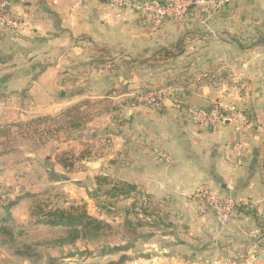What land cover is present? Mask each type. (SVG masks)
<instances>
[{"label": "crops", "instance_id": "0c3cea01", "mask_svg": "<svg viewBox=\"0 0 264 264\" xmlns=\"http://www.w3.org/2000/svg\"><path fill=\"white\" fill-rule=\"evenodd\" d=\"M2 1L21 26L0 25V100L20 94L28 101L29 94L43 111L67 104L81 114L88 103H118L116 117L109 107L95 113L101 124H110L104 157L115 156L117 178L138 186L132 197L140 204L149 195L170 206L166 226L133 246L143 253L129 264H264V45L250 46L254 29L264 31V0L195 4L186 17L155 26L109 0ZM180 38L183 54L162 74L161 68L144 69V80L159 86L162 78L176 77L178 86L190 89L186 102L192 109L218 103L245 110L248 121L237 123L228 114L201 127L169 97L156 108L128 102L125 93L101 95L118 86L115 72H93L78 88L63 87V73L86 57L87 43L141 56ZM138 77L130 88L139 86ZM203 186L257 207V217L233 212L220 223L213 211L200 209L196 192ZM100 255L106 260L110 254Z\"/></svg>", "mask_w": 264, "mask_h": 264}, {"label": "rangeland", "instance_id": "374dc122", "mask_svg": "<svg viewBox=\"0 0 264 264\" xmlns=\"http://www.w3.org/2000/svg\"><path fill=\"white\" fill-rule=\"evenodd\" d=\"M113 3L129 8L142 24L157 25L146 13ZM4 13L0 10V19ZM168 18L179 19H165ZM96 45L87 43L86 57L78 59L69 71L63 73L66 91L78 88L80 82L87 81L90 73L104 75L107 72L111 76L115 72L119 77L118 86L103 91L101 95L125 93L128 102L150 105L147 94L163 91L164 100L166 97L172 100L170 91L175 92L173 84L178 81L176 77L162 78L159 86L150 84L144 80L143 70L151 68L129 61L138 55H129L121 46H117L110 47L112 52L100 58L95 50ZM140 54L146 56L148 52ZM165 67H159L161 74L167 69ZM138 72L143 78L138 77L139 86L130 88L131 79L135 75L141 76ZM8 97L10 99L6 103L0 100V264H103L105 261L129 264L137 259L143 250L133 246L155 230L149 225L143 228L141 236L135 240H123L115 234L101 241L79 240L72 245L59 246L54 241L65 234V228L42 222L41 210L56 206H84L88 213L110 222L114 227L122 222L126 211H131L130 204L136 199L130 196L117 201L109 200L105 195L100 196L102 192L96 183L98 175L117 176L115 156L111 159L104 157L105 152L101 150L103 144L109 143L105 135L110 124H101L95 119V113L103 107H109L116 117L118 114L115 111L121 109L119 104L88 103L82 114L72 113V105L63 104L61 107L56 106L53 112H47L32 104L29 94L25 96L29 102L21 99L20 94ZM85 101L82 99L77 103ZM75 124L78 126L74 127ZM101 158L104 160L101 161ZM108 159L110 161L107 163ZM98 201H104L107 207H101ZM8 204L9 208L6 209ZM132 217L135 218V215ZM26 245H32L39 251L40 256H33L35 262L19 254L21 252L18 251L25 250ZM108 246H118L119 249L108 253V258L103 260L100 254Z\"/></svg>", "mask_w": 264, "mask_h": 264}, {"label": "trees", "instance_id": "16d2710c", "mask_svg": "<svg viewBox=\"0 0 264 264\" xmlns=\"http://www.w3.org/2000/svg\"><path fill=\"white\" fill-rule=\"evenodd\" d=\"M18 0H7L8 4H13ZM5 11L9 8L4 5ZM83 38H88L85 35ZM96 45V44H95ZM241 48H245V43L239 42ZM264 45V31L260 28L254 29L252 33V40L250 46H262ZM95 50L99 53L100 58L108 56L112 49L107 46L96 45ZM184 52L183 40L180 38L178 41L171 43L167 46H161L154 52L147 56H136L131 57L130 62L137 63L147 68L155 69L161 66L169 64L172 60L178 58ZM97 68V67H96ZM178 82L173 84V90L170 91V96L174 105H180L182 108L181 112H186L190 107L186 102V97L190 93V89L177 85ZM161 90V89H156ZM62 94H65L64 92ZM216 103L207 110L214 108ZM193 109H202L196 107ZM242 112H245L243 110ZM222 116H228V112L224 109H220ZM96 183L99 191L102 192L100 196L105 195L109 200H119L132 196L133 193L138 192L139 188L136 184L131 183L128 180H123L117 177H111L108 175H98L96 177ZM107 186V187H106ZM105 187V189H102ZM96 195H99L96 194ZM1 197V195H0ZM146 200L143 203H138L134 200L130 204V210L126 211V215L123 217L122 222L114 227L110 222L105 221L101 218L94 217L88 213L84 206L73 205L70 208L64 207H50L49 209H42V222L53 226H61L65 228V234L55 239L59 246L72 245L79 240L96 242L103 239L109 238L112 235H120L123 240H135L142 234V230L146 225L149 227L160 229L166 226V220L171 216L170 206H164L161 201L152 199L149 195L146 196ZM115 201V203H116ZM101 203V207H107L104 201H98ZM140 204V205H138ZM9 208V204L5 206ZM233 212L239 214L249 215L251 217H257V207L250 203L237 202L234 205ZM135 215V218L132 216ZM119 247L108 246L104 253H113L118 251ZM20 255H24L28 259L34 261L33 256H40L39 251L32 245H26L25 250L18 251ZM35 262V261H34Z\"/></svg>", "mask_w": 264, "mask_h": 264}, {"label": "built area", "instance_id": "2783aa9c", "mask_svg": "<svg viewBox=\"0 0 264 264\" xmlns=\"http://www.w3.org/2000/svg\"><path fill=\"white\" fill-rule=\"evenodd\" d=\"M118 3L120 6H130L138 12H144L151 17L156 23L162 22L167 17H186L190 11V8L195 4H207L216 5L221 7L225 5L229 0H165L157 2L155 0H147L140 2L138 0H110ZM5 1L0 3V10L5 12L0 19L1 25H6L10 28H20L21 23L18 19L12 17L4 9ZM147 100L150 105L156 108H161L164 100L163 91H152L147 94ZM176 107L181 111L180 105ZM220 109H224L228 112L229 118L240 122L242 120L248 121L247 115L236 109L223 108L218 103L215 104L214 108L207 110L202 109H190L187 111L198 125L201 127H210L216 125L218 122L223 121L226 116L220 114ZM196 195L200 198L201 211L205 212L206 209L213 211L220 223L224 224L231 218L233 213L234 205L237 203L231 198H226L219 193L213 191L207 186L201 187L197 190Z\"/></svg>", "mask_w": 264, "mask_h": 264}, {"label": "water", "instance_id": "95a60500", "mask_svg": "<svg viewBox=\"0 0 264 264\" xmlns=\"http://www.w3.org/2000/svg\"><path fill=\"white\" fill-rule=\"evenodd\" d=\"M138 1H140V2H145V1H147V0H138Z\"/></svg>", "mask_w": 264, "mask_h": 264}]
</instances>
